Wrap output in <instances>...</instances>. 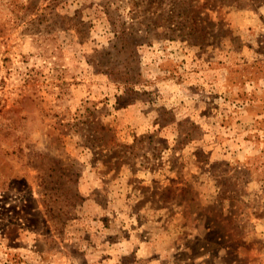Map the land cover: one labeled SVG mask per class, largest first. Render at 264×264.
I'll return each instance as SVG.
<instances>
[{
	"label": "rangeland",
	"instance_id": "rangeland-1",
	"mask_svg": "<svg viewBox=\"0 0 264 264\" xmlns=\"http://www.w3.org/2000/svg\"><path fill=\"white\" fill-rule=\"evenodd\" d=\"M0 264H264V0H0Z\"/></svg>",
	"mask_w": 264,
	"mask_h": 264
}]
</instances>
